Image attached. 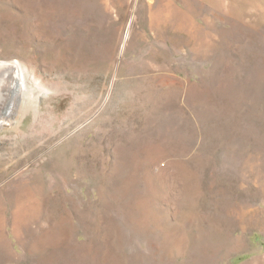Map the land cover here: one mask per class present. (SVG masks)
<instances>
[{
  "label": "rangeland",
  "instance_id": "obj_1",
  "mask_svg": "<svg viewBox=\"0 0 264 264\" xmlns=\"http://www.w3.org/2000/svg\"><path fill=\"white\" fill-rule=\"evenodd\" d=\"M11 61L0 264H264V0H0Z\"/></svg>",
  "mask_w": 264,
  "mask_h": 264
},
{
  "label": "bare ground",
  "instance_id": "obj_2",
  "mask_svg": "<svg viewBox=\"0 0 264 264\" xmlns=\"http://www.w3.org/2000/svg\"><path fill=\"white\" fill-rule=\"evenodd\" d=\"M26 80L19 61L0 62V124L10 120V114L18 103L19 95L24 96V91L26 93ZM32 101L31 98L25 99L20 114L29 108ZM36 106L35 104L34 108L37 110Z\"/></svg>",
  "mask_w": 264,
  "mask_h": 264
}]
</instances>
